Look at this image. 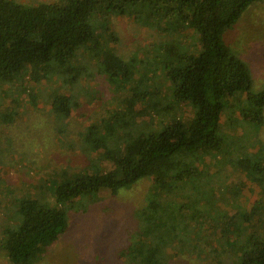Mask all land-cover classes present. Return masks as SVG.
<instances>
[{
	"label": "trees",
	"instance_id": "1",
	"mask_svg": "<svg viewBox=\"0 0 264 264\" xmlns=\"http://www.w3.org/2000/svg\"><path fill=\"white\" fill-rule=\"evenodd\" d=\"M256 2L264 0H64L34 5L0 0V85L22 77L30 86L58 81L60 87L72 91L54 95L52 108L67 118L77 103L72 101L73 89L83 76L81 67L75 66L77 53L85 52L100 59L108 82L128 92L108 119L89 125L84 134L93 155L103 163L97 166L89 160L92 164L84 174L57 185L56 206L24 200L18 226L2 230L0 248L10 264H34L65 233L66 213L58 204L76 203L100 190L116 194L144 178L152 179L138 217L144 232L118 256L125 264H167L174 241H162L154 233L178 236V229L164 220L171 193L193 184L200 171L196 164L204 158L240 144H225L220 130V116L229 102L242 94V119L256 125L263 122L264 89L253 90L247 64L224 41V34ZM142 10L152 16L144 20ZM113 14H128L149 26L185 23L195 36L189 46H165L166 61L151 71L143 63L146 71L140 73L135 62L116 57L97 39L99 34H93V21ZM109 39L115 40L112 35L108 43ZM160 71L163 79L159 83ZM183 107L192 112L186 122L175 117ZM230 162L246 177L264 184V170L257 175V153L238 154ZM261 197L262 202L246 207L236 225H225L223 232L217 228L218 237L227 236L225 245L238 247L237 264H264V186ZM193 202L182 203L177 212L196 223L198 209L189 211ZM204 240L201 233L195 238L184 236L178 240L179 250L185 255H202L199 245Z\"/></svg>",
	"mask_w": 264,
	"mask_h": 264
},
{
	"label": "rangeland",
	"instance_id": "2",
	"mask_svg": "<svg viewBox=\"0 0 264 264\" xmlns=\"http://www.w3.org/2000/svg\"><path fill=\"white\" fill-rule=\"evenodd\" d=\"M12 1L24 5L64 2ZM140 14L143 19L148 14L152 16L148 10ZM140 23L128 14H113L108 19L105 16V20L93 21V34L98 33L97 39L104 47L112 49L116 57L135 62L140 73H145V66L151 71L153 66L159 67L166 61L165 46H189L193 42L194 31L185 23H167L165 27ZM110 35L115 40L109 39L108 43ZM224 41L247 64L253 90L264 89V3L251 4L224 34ZM75 66L81 67L83 76L73 89L72 101L77 103L67 118L52 108L54 95L64 96L72 91L60 87L58 81L30 86L22 77L12 84L0 85V240L3 229L18 226L19 208L24 200L35 199L46 206H56L54 190L57 185L66 178L84 174L92 164L89 160L97 166L103 163L97 154L93 155L84 134L89 125L108 119L128 92L106 80L96 56L78 52ZM158 78L160 83L161 71ZM242 99V94L232 99L220 116L225 144L231 141L240 144L204 158V162L196 164L200 171L191 182L193 184L187 189L183 186L174 189L169 197L164 220L178 229L175 230L178 236L171 237L157 230L154 233L162 241H174V252L169 255L167 264H237L238 247L225 245L227 236L218 237L217 228L223 232L225 225H236L246 207L262 202L264 186L246 177L230 162L238 154L257 153L260 158L257 175L264 170V109L261 125L245 122L239 107ZM175 117L186 122L192 118L191 109L183 107ZM151 187L152 179L144 178L116 194L100 190L79 198L72 205L58 204L66 213L67 229L34 264H125L118 253L133 243L139 232H144L138 217ZM193 190L196 193L188 195ZM191 201L194 202L189 211L198 209L196 223L185 220V215L177 212L178 206ZM199 233L205 237L204 243L199 245L204 253L181 254L178 240L184 236L195 238ZM0 264H10L1 248Z\"/></svg>",
	"mask_w": 264,
	"mask_h": 264
}]
</instances>
